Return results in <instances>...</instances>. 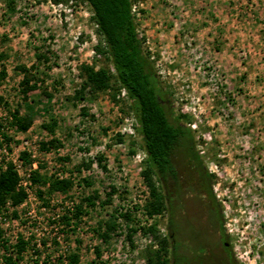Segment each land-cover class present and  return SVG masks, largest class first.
Returning a JSON list of instances; mask_svg holds the SVG:
<instances>
[{"label": "rangeland", "instance_id": "rangeland-1", "mask_svg": "<svg viewBox=\"0 0 264 264\" xmlns=\"http://www.w3.org/2000/svg\"><path fill=\"white\" fill-rule=\"evenodd\" d=\"M232 1L233 11L239 12L238 24L251 27L253 8H246L251 0ZM260 1L264 0H253L252 5ZM208 2L135 0L134 13L173 108L186 116L193 130L235 260L264 264V95L240 91L244 77L231 76L235 71L214 58L222 57L216 50H223V44L212 36L218 31L213 27L218 17L205 9ZM199 29L205 30L204 42ZM99 46H104L103 38L89 6L80 0H0V52L7 54L0 58V72L4 66L7 71L4 79L0 77V96L12 108L34 116L26 133L6 127L11 149L21 154L28 140L29 148L37 150V156L30 159L38 161L37 167L43 165L42 172L74 180L68 192L45 194L48 205L37 193L39 184L32 182L25 204L8 206L0 213V264H6V254L16 256L14 244L19 236L31 243L15 264H36L47 255L58 259L55 264H72L74 252L80 255L78 264H147L149 252L159 249L166 237L164 211L155 217L145 211L150 197L142 174L146 154L125 90L114 83L113 88L88 94L83 101L71 98L83 81L82 65L105 60ZM38 51L47 53L49 60L40 62ZM22 65L32 72L39 70L38 76L47 73L42 88L32 91L28 100L19 90L24 73L18 67ZM46 87L53 93L51 99L42 93ZM82 108L89 114L84 115ZM5 111L4 103L0 104V119L7 122ZM52 117L58 121L55 134L63 147L43 152L40 141L52 135L42 123ZM118 133L125 142H117ZM23 160L27 168L33 167ZM111 185L118 192L112 204L103 206ZM96 192L97 206L86 207L89 214L79 222L73 220L74 231L62 226L64 211ZM127 212L131 219L120 216ZM105 222L116 225L106 240L102 236ZM154 223L157 228L151 232L148 228ZM33 248L40 249L42 256Z\"/></svg>", "mask_w": 264, "mask_h": 264}, {"label": "trees", "instance_id": "trees-1", "mask_svg": "<svg viewBox=\"0 0 264 264\" xmlns=\"http://www.w3.org/2000/svg\"><path fill=\"white\" fill-rule=\"evenodd\" d=\"M80 1L86 3L92 12L98 32L104 41V46H99L98 50L103 53L105 60L97 61L92 65H82L81 75L83 81L71 98L75 102L83 101L88 94H95L113 88L114 83L118 84L119 89L125 90L136 118V130L146 154L145 169L142 174L150 193L145 205V211L150 217L163 214L165 201L160 182L163 178H172L177 181L179 161H188L198 171L201 188L211 193L216 200L214 206L215 213L218 215L219 203L212 190L211 175L197 150L195 135L192 128L185 121L186 116L175 111L167 90L160 80L155 63L146 46V36L141 34L138 29L133 10L135 0ZM6 57V53L0 52V58ZM36 57L40 62L49 60V55L40 51L36 53ZM18 68L24 73L19 90L23 98L28 100L32 91L42 88L47 73L43 71V75L38 76L40 74L39 70L32 72L31 68L24 65ZM46 68L49 69L50 67L47 66ZM112 68L114 71H112ZM6 76L7 71L4 66L0 72V77L4 79ZM42 93L48 99L53 97V93L48 91L47 87L42 89ZM2 103H4L7 115H5L4 120H7V122L0 119V134L10 142L11 138L5 128L9 126L18 132L26 133L34 124V116L30 111L22 113L19 107L12 108L0 96V104ZM81 112L84 115L89 114L86 108H82ZM42 127L52 137L40 141L39 149L41 151L49 152L63 147V142L55 134L58 127V121L55 118L52 117L50 121L43 122ZM116 140L119 143L125 142V138L121 133L116 135ZM21 157L32 163L28 151L23 150ZM60 159L65 160L64 157ZM84 166L90 168L91 164L85 163ZM42 167L43 165L39 163V167L32 170V182L39 184L37 193L41 198L45 194L65 193L72 189L74 185L72 177H60L54 173L50 175L42 172L40 169ZM76 168L77 171H81V167ZM103 168L106 169V166L103 165ZM20 180L19 172L12 162L7 163L5 168L0 167V213L7 210L8 206L16 208L22 205L28 198L29 194L25 188L20 186ZM83 182L89 185L86 178L83 179ZM110 188L111 190L107 193L106 199L101 202L103 206L112 204L113 196L118 192L116 186L111 185ZM97 198H99L97 192L94 195H88L81 203L75 204L71 209L64 211L60 220L63 222L62 226L69 228V231H74L76 224L73 220L79 222L84 214H89L86 207H96ZM43 201L45 204H49L48 199L43 198ZM120 216L131 219L130 212L120 213ZM104 225L106 227L102 236L106 240L109 238L110 232L116 228V225L115 222H105ZM156 228L157 223H154L148 230L155 232ZM132 230L135 231V229ZM0 236H2L1 228ZM129 239H132V235H129ZM30 243L29 238L19 236L14 244L16 256L14 257V253L6 254L4 256L6 264H15V258H22ZM35 244L33 243V245ZM4 246L7 247V245ZM174 248L175 245L166 235L160 241V248L149 252L147 264H171V255H174L173 264H176ZM33 252L38 257L42 256L38 248H33ZM96 253L99 257L101 256L99 248H96ZM57 260L47 255L41 261L37 260L36 264H55ZM70 262L78 264L80 255L77 252L72 253Z\"/></svg>", "mask_w": 264, "mask_h": 264}, {"label": "flooded vegetation", "instance_id": "flooded-vegetation-1", "mask_svg": "<svg viewBox=\"0 0 264 264\" xmlns=\"http://www.w3.org/2000/svg\"><path fill=\"white\" fill-rule=\"evenodd\" d=\"M177 181L163 178L165 232L175 245L176 264H238L215 198L201 188L198 171L179 161ZM200 197V198H199Z\"/></svg>", "mask_w": 264, "mask_h": 264}, {"label": "crops", "instance_id": "crops-1", "mask_svg": "<svg viewBox=\"0 0 264 264\" xmlns=\"http://www.w3.org/2000/svg\"><path fill=\"white\" fill-rule=\"evenodd\" d=\"M252 1L246 7L253 8L251 14L249 13L251 23L253 22L251 27L238 24L239 12L233 11L232 0H211L205 9L218 17V22L213 26L218 31L212 36L216 41L222 42L223 50H216L222 55L214 57L218 60L217 63H221V66L229 71H235L231 76L244 77L240 85V88L243 86L244 89L240 91L264 95V1H260L258 5H252ZM203 29L198 31L202 42L205 41ZM206 38L210 39L209 35Z\"/></svg>", "mask_w": 264, "mask_h": 264}, {"label": "built area", "instance_id": "built-area-1", "mask_svg": "<svg viewBox=\"0 0 264 264\" xmlns=\"http://www.w3.org/2000/svg\"><path fill=\"white\" fill-rule=\"evenodd\" d=\"M134 10V9H133ZM114 71V69L112 68ZM5 131L7 132L8 129L5 128ZM23 150H26L30 153V156L32 158H35L37 156V150L29 148V141L26 140L23 145ZM12 162L16 169L19 172V175L21 177L20 180V186L26 189V191L29 193L31 185H32V170L37 168L38 161H33L32 165L33 167H26L25 161L21 158V154H16L11 149V144L8 142L5 137L0 134V166L2 168H5L7 163ZM24 166L26 168H24ZM24 168V169H22ZM62 177V176H61ZM25 204V202L23 203ZM1 218V216H0Z\"/></svg>", "mask_w": 264, "mask_h": 264}]
</instances>
